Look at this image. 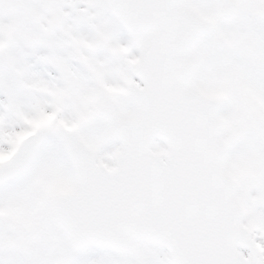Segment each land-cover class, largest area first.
Wrapping results in <instances>:
<instances>
[{"label": "water", "instance_id": "95a60500", "mask_svg": "<svg viewBox=\"0 0 264 264\" xmlns=\"http://www.w3.org/2000/svg\"><path fill=\"white\" fill-rule=\"evenodd\" d=\"M188 1L171 0V6L163 8V12L168 10L166 16L171 21L174 14H179L186 21L183 29L192 33L191 41L185 45H167L175 73L173 93L167 99H153L147 108L141 107L139 118L125 119L134 127L127 135L135 142L124 139L121 131H117L126 148L125 155L118 159L120 167L103 171L92 165L82 174L78 188L70 196L63 195L67 196L63 209L53 211L73 247L94 243L130 254L138 242H153L170 250L174 264H227L226 253L231 250H225V241L218 239L224 236L222 230L232 223L238 228L235 231L241 239L238 244L246 238L232 191L218 194L224 150L218 138L219 127L214 124L215 105L199 95L191 84L194 65L189 53L200 36L213 26L188 8ZM217 2L218 18L231 19L236 10L232 1ZM117 14L121 16L119 10ZM157 137L169 143L164 159L148 152ZM71 145L68 143L70 155ZM127 152L128 156L140 158V164L132 165L136 171L142 166L136 175L121 173L123 164H128ZM196 166H202L204 175L194 174L195 181L188 182L185 176ZM172 167L181 175L175 176ZM176 184L192 193L189 203L185 198L186 206L172 203L169 187L176 190ZM191 204L202 210L195 212L197 208ZM229 259L238 260L236 256Z\"/></svg>", "mask_w": 264, "mask_h": 264}, {"label": "rangeland", "instance_id": "374dc122", "mask_svg": "<svg viewBox=\"0 0 264 264\" xmlns=\"http://www.w3.org/2000/svg\"><path fill=\"white\" fill-rule=\"evenodd\" d=\"M81 1L43 0L44 11L36 8V10L44 12L42 17L47 27H51L49 24L52 19L51 15L56 14L59 21L58 28L64 29L65 34V36H62L61 41L56 35L55 39H58L54 44L50 42L51 37L47 34L46 43L42 49L44 53L40 55L43 63L53 60L57 61L58 65H63L64 59L62 56H58V49L60 48L66 53L65 50H69L70 46L76 45L79 48L75 41L74 29L76 23L73 20L74 16L80 14L81 11L87 12L90 10L91 12L94 8L95 18H98L96 23L104 29L102 36L105 37L103 34L107 28L113 30L112 26H105V23L113 25L115 30L119 32L117 24L109 17L107 12L97 9L99 6L94 7V1L83 0L85 2L84 6H81ZM79 2L80 4H78ZM194 3L196 5L193 6L199 12L214 18L213 0H195ZM23 4V0H13L12 8L15 10L19 6L22 7ZM3 5L5 9L8 7V3L3 2ZM22 16L21 13L17 12L15 18L19 20ZM30 16L34 17L32 14ZM10 18L5 14V10L2 14L0 13L1 37L9 31L10 24H7V22ZM105 27L107 28L105 29ZM55 34H58V32H55ZM98 34L94 30L92 35H88L86 39ZM222 37L226 39L224 45L219 42ZM0 45V150L6 151L7 147L3 145V141L7 138L8 127L16 123H29L35 115L45 114V111H47L45 109L48 107H43L46 102L44 94L48 89H55V92L59 93L57 101L61 103L59 118L48 123L62 125L61 121H66L69 118L66 111L72 112L76 106L74 104L75 92L80 89L81 84L72 86L67 83L41 81L39 80V74L35 72L36 69L31 70L30 67L23 64L22 56L26 48L19 49L20 56L18 55L15 60L13 59L12 64L11 59H9L11 47ZM37 50H39L38 46ZM198 52L200 54L199 67L202 74L199 83H202L204 88L218 85L219 82L221 85L226 82L219 76L216 77L212 74V71L217 70L218 66H224L227 68L226 71H229L231 65L238 66L244 62L242 59H248L250 56L253 61L258 56L261 59L264 58V0H258L257 3H252L250 0L241 2L236 19L227 24L217 23L214 33L200 43ZM213 65L217 66L212 68ZM246 68L250 69L249 75L251 77L258 76L259 80H264V67L254 68L246 63ZM234 70H238V68ZM15 73H17V76H14ZM233 75V71L228 72L229 79ZM211 90H216V88ZM253 90L260 97L253 96L250 93L246 94L247 97H243L247 99L251 96V106L243 114V117L238 112L233 114L230 110L231 101L228 99L222 105L224 109L219 116L222 122V132H224L223 137L227 145L228 162L226 166L227 170L229 169L238 181L237 193L245 211L244 220L260 237L259 239L263 240L264 202H261L260 199L264 195V94L262 87ZM105 92L104 84L97 86L94 89L92 100L84 96L79 104L80 108H87L90 103L97 106V100ZM217 94L221 95L222 99L231 95V93L222 92V89L218 90ZM24 103L31 109L27 110L26 113L25 111L24 113L19 112L18 109L24 108ZM3 114H5L4 117H2ZM25 119H28V121H25ZM83 123L86 126L83 134H88L91 145L100 151V155H106L107 158L109 145L104 142L102 125L96 120ZM157 146L156 149L162 147ZM59 167L63 170V165ZM26 182L24 179L21 183L25 184ZM60 187L63 189L65 185L57 183L56 189ZM11 190L12 194L8 197L5 195L9 194V187H7V190H0V207L5 209L2 211V214H5L4 222L0 225V260L5 259L9 261V264H49L47 263L49 261L52 264H169L165 251L149 246L139 247L131 257H121L112 252L96 248H87L77 253H71L53 225L50 226L48 220L45 219L42 201L37 202L33 208L34 210L27 208L31 209L27 211V214L34 213L37 217L33 216L30 221L21 220L22 222H19L25 215V209H23L25 207L21 204L20 199L14 197V187ZM8 210L11 215L7 213ZM11 216H15V218Z\"/></svg>", "mask_w": 264, "mask_h": 264}, {"label": "flooded vegetation", "instance_id": "af4514ba", "mask_svg": "<svg viewBox=\"0 0 264 264\" xmlns=\"http://www.w3.org/2000/svg\"><path fill=\"white\" fill-rule=\"evenodd\" d=\"M133 55L136 58L139 57L140 55V49L139 48H134V52H133ZM132 61L129 60V61H121L120 62V66H119V71H120V74L123 76V77H128L129 79H133L132 78V75H131V72H130V69H129V66H130V62ZM136 83L138 82L137 80H134Z\"/></svg>", "mask_w": 264, "mask_h": 264}]
</instances>
